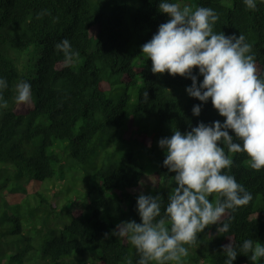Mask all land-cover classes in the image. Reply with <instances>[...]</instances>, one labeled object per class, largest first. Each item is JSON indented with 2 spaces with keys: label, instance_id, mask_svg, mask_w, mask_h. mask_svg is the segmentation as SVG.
<instances>
[{
  "label": "trees",
  "instance_id": "1",
  "mask_svg": "<svg viewBox=\"0 0 264 264\" xmlns=\"http://www.w3.org/2000/svg\"><path fill=\"white\" fill-rule=\"evenodd\" d=\"M159 2L0 0V78L7 82L0 99V264H138L126 238L105 233L121 221L140 222L141 193L159 194L163 215L169 194L161 183L174 173L163 165L158 140L225 119L210 99L187 94L189 78L151 71L141 45L169 19ZM168 2L213 9L214 31L243 34L264 73V0H255L257 10L244 0ZM64 39L74 53L69 62L55 47ZM30 48L37 59L24 73L19 59ZM21 81L31 85L27 104L15 100ZM120 147L125 155L113 156ZM229 155L233 166L224 171L252 199L229 210L227 233L210 225L184 245L185 264H225L222 246L230 241L238 252L233 264H264V257L253 262L250 252L240 253L246 239L264 245V168H250L246 153Z\"/></svg>",
  "mask_w": 264,
  "mask_h": 264
},
{
  "label": "clouds",
  "instance_id": "2",
  "mask_svg": "<svg viewBox=\"0 0 264 264\" xmlns=\"http://www.w3.org/2000/svg\"><path fill=\"white\" fill-rule=\"evenodd\" d=\"M244 3L257 10L255 0ZM158 10L169 19L141 45V53L151 60V71L189 78L187 94L201 102L210 99L225 119L210 124L201 121L185 132L176 128L171 136L160 138L158 146L166 152L163 165L174 173L163 215V198L141 193L136 199L140 222L121 221L105 238H126L139 254L138 264H182V258L188 256L184 245L194 244L198 233L210 225H217V233H227L234 219L229 210L234 213L252 199L235 176L224 170L232 168L229 154L236 153H246L253 170L264 168V73L258 70L253 46L243 34L214 31L219 17L213 9L160 0ZM55 47L64 53L66 62L72 60L74 53L67 39ZM198 75L203 79L198 81ZM5 88L7 82L0 78V99ZM16 92L18 104L31 100L30 83L21 81ZM201 108V104L194 105L193 115L199 116ZM213 195L215 199L210 200ZM222 250L227 256L225 264H233L238 252L232 242ZM249 252L255 262L264 257V245L246 239L240 253Z\"/></svg>",
  "mask_w": 264,
  "mask_h": 264
},
{
  "label": "rangeland",
  "instance_id": "3",
  "mask_svg": "<svg viewBox=\"0 0 264 264\" xmlns=\"http://www.w3.org/2000/svg\"><path fill=\"white\" fill-rule=\"evenodd\" d=\"M36 59H37V52L35 51L34 48H30L28 51H26L19 59V66L21 68V70L24 72V73H27L28 71L32 70V66L33 64L36 62ZM135 91H133V95H132V101L135 102L136 100V95L134 93ZM114 147V146H113ZM112 147V149H113ZM112 151V150H111ZM113 156H124L125 153H124V150L122 147H120L118 150L114 151V153H112ZM145 163V162H144ZM157 165V164H156ZM166 183L162 182V187H163V190L166 194H169L170 193V187L171 186H174V182L171 181L170 179L166 180L165 181ZM148 186L147 183L144 184V188H146ZM72 196V194H70ZM61 204L59 206V208H61ZM175 263V262H173ZM182 264H185L184 263V257L182 258Z\"/></svg>",
  "mask_w": 264,
  "mask_h": 264
}]
</instances>
